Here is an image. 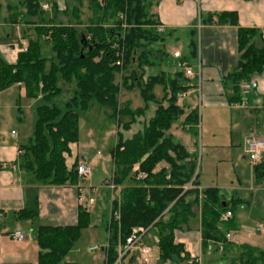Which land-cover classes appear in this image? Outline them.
Segmentation results:
<instances>
[{
	"label": "trees",
	"instance_id": "16d2710c",
	"mask_svg": "<svg viewBox=\"0 0 264 264\" xmlns=\"http://www.w3.org/2000/svg\"><path fill=\"white\" fill-rule=\"evenodd\" d=\"M72 1L76 4L71 10L75 24L53 23L36 28L38 34L51 44L54 57H44L40 41L31 40L27 50L19 54L16 64L0 61V92L22 85L27 97L36 101L34 134L29 145L24 147L22 168L33 177V185L76 184L79 181L78 166L68 170L66 155L70 145L79 140V113L95 101L107 110L108 118L117 125L116 142L111 150L114 166L111 182L122 188L120 198L112 201V208L119 210L120 219L107 223L109 238L105 264H116L119 248L125 246L137 228L149 229V233L158 238L160 264H188L189 257L183 256L184 247L175 242V232L189 228L196 215L194 209H200L204 247L209 242L222 243L226 252L233 251L234 246L221 230L223 225L229 229V220L223 221L222 217L230 209L233 212V205L217 188H198L199 175H196L193 155L170 134L173 126L182 119L183 125L197 134L194 130L199 124L197 110L186 114L179 106L178 95L191 88L187 78L178 70L174 75L161 71L145 79L146 68L157 67L168 58L164 49L157 46H164L167 34L157 30L160 22L152 13L156 0ZM85 1L92 16L85 32L81 33L79 27L84 25L81 16ZM7 8L11 23H17L22 15L27 24L32 20L46 24L39 0H19L16 4H8ZM207 22L238 26V14H211ZM196 35L195 30L191 31L190 52L182 55L190 66L197 58ZM138 52V70H130ZM238 53L237 67L224 80V85L233 90L232 104H241L243 83L264 73V32L239 28ZM154 55L159 58H153ZM121 59L123 70L128 72L123 76L122 85L131 90L139 88L145 104L143 108L133 110L128 103L119 105L120 86L115 82V75L121 71L117 65ZM47 65H50L49 70ZM60 79L76 82L73 98L63 107L53 103L62 94ZM157 86H162L164 93L161 102L155 94ZM151 103L158 105L154 117L142 132L125 139L123 133L131 130ZM257 169L263 177L264 162ZM140 172L146 175L145 179L137 178ZM26 201L27 214L34 220L38 214L36 188L26 189ZM89 225L90 214L80 208L75 226L39 227V264H67L64 258ZM243 250L233 263L264 264V253L250 248Z\"/></svg>",
	"mask_w": 264,
	"mask_h": 264
},
{
	"label": "crops",
	"instance_id": "0c3cea01",
	"mask_svg": "<svg viewBox=\"0 0 264 264\" xmlns=\"http://www.w3.org/2000/svg\"><path fill=\"white\" fill-rule=\"evenodd\" d=\"M18 1L0 0V41L6 40L7 43H11L13 29L22 33V29L29 31L35 30L39 26L62 23L64 17L66 19L67 15H71L70 9L72 10L73 5L72 0L70 3H68L69 0H53L52 4H48L52 9V14L46 19L45 25L36 24L37 20L27 24L22 15L17 23H11L7 5L16 4ZM54 5L55 8H53ZM223 12L237 13L238 26H220L207 22L211 14ZM152 13L156 15L160 26L163 27V34H167L164 43L170 42L173 45L172 50H176L182 55L190 52L191 31L197 32L198 30L200 51L199 57L193 61L192 67L196 71L197 66L200 65L202 71L200 98L194 88L195 80L187 79V85L191 88L187 92L188 96L182 103L183 105L179 103V106L183 107L187 114L200 104L203 111L202 123L206 122L208 130H211L212 127L215 128L214 130H223L225 127L229 130L230 139L228 142H223L218 137L223 136L222 134L214 133L210 137L209 144L212 147L219 148L221 146L234 156L236 154L234 149L239 150L240 146L242 149L244 148L246 137L252 136L264 140V73L252 79L257 82L258 86L246 95L243 105L231 103L234 99L233 90L224 85V80L239 62V28L264 32V0H156ZM215 20L216 17H214ZM22 45L24 49L21 51L15 50L14 45L1 46L0 42V61L16 64L19 54L27 50L28 41L24 39ZM162 49L165 51L164 46ZM165 52L168 54V59H164L162 65L167 66L168 71L164 68L161 71L174 75L178 71L177 60L173 58L172 51ZM155 94L158 99L156 89ZM163 95L162 90V97L158 99L160 102ZM31 101L22 85H16L0 92V264H39L38 228L75 226L78 223L80 208L86 210L85 207L90 206L84 199V188L79 185V181L66 186L33 185V177L22 168L24 147L29 145L33 137L37 119L36 104L35 101L34 103ZM157 106L155 103L149 104L145 114L151 113V115L146 122L144 120L146 115L140 117L145 126L154 117ZM189 129V126H184V131L187 130L188 133H191ZM135 134L128 139H131ZM171 135L176 137L191 154L194 153L193 139L185 136V132L183 135ZM76 144L70 145V152L66 155L68 170H71L75 165L86 164V161L79 160L78 154L74 150ZM210 154L207 155V159H210ZM236 157L237 155L232 160H235ZM243 159L246 160L247 157L243 156ZM262 162H264V158ZM252 170L248 173L250 184L246 188L252 193L253 200L247 204L251 217L249 222H252L251 227L243 225L239 220L240 217L235 220V207L246 205V201L240 198L227 200L225 197L226 201L231 206L233 205L234 210L233 212L231 209L229 210L232 212V217L227 223L229 229L223 225L221 230L225 237L229 233L234 236L233 240L229 241L234 246V250L226 252L222 243L213 242H209L204 247L200 209H194L196 215L190 221L189 228L184 227L175 232V242L184 247L185 254L183 256L189 257L188 264H190V259L197 260L198 264H215V261H221L224 264H238L237 262L233 263V259L239 256L245 248L264 253V176L260 177L258 169L254 165ZM110 182H107V185ZM29 187L36 188L37 192L38 214L34 220L27 214L26 189ZM198 188L200 190L217 188L220 191L226 189L221 186L202 185L201 180H199ZM235 188L240 191L244 189L241 180L238 181V186ZM235 188L232 187V189ZM260 193H262L261 196H259ZM111 198L115 199L114 193ZM117 198H120V194ZM258 198L261 203L259 210L255 208ZM16 232H21L25 236L23 241L19 242L13 237ZM150 238L158 243V238L153 233ZM143 248H148L151 251L148 263L142 253ZM120 249L121 247L119 251ZM127 255L129 256V254ZM130 258L132 262L136 261L138 264H152L154 260V263H159L158 255L153 254L148 241L140 249L133 250Z\"/></svg>",
	"mask_w": 264,
	"mask_h": 264
},
{
	"label": "rangeland",
	"instance_id": "374dc122",
	"mask_svg": "<svg viewBox=\"0 0 264 264\" xmlns=\"http://www.w3.org/2000/svg\"><path fill=\"white\" fill-rule=\"evenodd\" d=\"M3 2V1H2ZM53 0H39L41 7L45 4H52ZM70 3V0L69 2ZM73 5L76 6L75 2ZM72 5V6H73ZM71 8V7H69ZM73 9V7H72ZM22 13L25 14L24 10H21ZM44 18L47 19L50 14H52V9L43 10ZM70 9V13H71ZM43 15V14H42ZM92 16L91 11L88 9L87 1L84 2L82 8V16L81 20L83 25L79 27V31L81 33L85 32V27L88 25V20ZM67 18L62 19V24H75V20L71 17V15H67ZM33 21V20H32ZM36 23V24H41ZM35 24V23H34ZM111 23H109L110 25ZM22 33H19L18 30H12V39L10 40L11 43H7L6 40H2L1 46L6 45H14L15 50H23L24 46L22 45V41L25 39L26 41L31 40H39L40 44L42 45V54L46 58L54 57V52L52 49L51 44H49L45 38L38 34L36 28L27 31V29H22ZM196 44H197V59L199 53V35L197 30V35L195 37ZM158 48L161 50V45ZM173 45L170 42H166L164 44L165 51L169 52L172 51L176 52V50H172ZM156 47V49H158ZM138 53L134 56V61L130 67V70L137 71V57ZM159 58V56H153V58ZM166 58L165 60H167ZM121 66V71L115 75V82L120 86V92L118 95V102L119 105L122 107L125 104H129L130 107L135 110L136 108H143L144 101L141 97L140 90L138 87L134 89H126L122 85L123 76L128 74L127 71L123 70V59ZM161 65H158L154 68H146L145 69V79L149 75H156L161 72V70L168 71L167 66L162 65L163 61L160 62ZM47 69L49 70L50 65H47ZM161 67V68H160ZM164 68V69H163ZM141 74V71L139 72ZM181 82H184L182 80ZM59 87L62 89V94L56 98L53 103L57 106L63 107L65 103L69 102L73 96L76 89V82L72 81H65L60 79ZM159 88H155L157 90L158 99L162 97V86H157ZM185 99H181L179 103L183 105ZM31 103H34L32 100ZM36 104V101H35ZM198 117H199V124L194 129L197 134L193 132L188 133L187 130L184 131V122L183 119L176 123L173 128L170 130V134L176 135H183L185 132L187 137H191L193 139L194 144V153L192 154L195 162H196V175H199V180H201L202 185H209V186H221L225 187L226 189L222 191L223 195L226 197L227 200L232 198L235 199H243L246 201V205H239L235 207V220L239 219L243 225H248L251 227L252 222L251 217L249 216V207L247 206L248 203H251L252 200V193L247 191V187L249 186L250 182L248 181V173L250 170L253 171L254 167H258L259 164H252L249 158L246 156L244 149L239 147V150H233L237 157L235 160H232L234 156L232 153L221 146L212 147L210 145L209 140L212 134H222L223 136H218L220 139L226 142L230 139L229 130L225 127L223 130L211 128L208 130V126L206 122L202 123V107L200 104L196 107ZM109 112V111H108ZM146 115V114H145ZM151 113H147L145 116V122L149 118ZM145 127V123H143L142 119L137 118L135 124L131 127L130 132H124L125 139L130 138L133 134L137 132H142ZM228 130V132L226 131ZM117 125L116 122L112 119L108 118L107 110L101 107L95 101L91 102L90 107L86 111H82L79 113V140L74 147V150L78 154V158L80 161H86V164L91 166L93 169L92 174L85 178H79V185L84 188V199L88 201L89 199H93L94 203L92 206H86V211L90 214V225L88 228L82 230L81 236L79 240L75 243L72 250L66 255L64 258V262L67 264H105L106 263V250L105 247L108 243V232H107V222L109 218L110 208H111V195L112 192L109 189L107 182H110L113 177V159L111 156V150L115 146L116 142V134H117ZM215 131V132H214ZM183 132V133H182ZM222 137V138H221ZM235 137V136H234ZM176 138V137H175ZM236 139V138H235ZM221 141V140H220ZM181 142H183L181 140ZM226 146V145H225ZM224 147V146H223ZM218 148V150H217ZM217 150V151H215ZM211 153V154H210ZM210 154V159H207V155ZM240 155V158H239ZM233 156V157H232ZM243 156H246L247 159L244 160ZM165 166V165H164ZM242 181L243 190H237L238 181ZM234 187L235 189H232ZM121 187H118L114 192V198L117 199L118 194L121 191ZM262 193L259 194L261 196ZM254 205V204H252ZM253 207V206H252ZM261 207V203L259 198L256 201L255 208L259 210ZM262 209V208H261ZM237 223V221H236ZM151 233L148 234L145 239L143 238L140 243H138L135 248H141L144 246L145 243L151 244V249L155 256L158 255V248L157 243L152 241L150 238ZM98 247L99 249L95 251H91V248ZM133 250L129 253L122 260L121 264H138L136 261L132 262L130 258ZM154 260V259H153ZM155 261V260H154ZM152 262V264H157ZM160 264V263H158ZM165 264H172V263H165ZM215 264H224L221 261H215Z\"/></svg>",
	"mask_w": 264,
	"mask_h": 264
},
{
	"label": "built area",
	"instance_id": "2783aa9c",
	"mask_svg": "<svg viewBox=\"0 0 264 264\" xmlns=\"http://www.w3.org/2000/svg\"><path fill=\"white\" fill-rule=\"evenodd\" d=\"M50 9V5L46 4L42 6V10H49ZM158 32L159 33H163V27L159 26L158 27ZM173 58L177 60L176 62V68L183 72V74L185 75V77L187 79H192L195 80V84H194V88L196 89L199 98H200V93H201V84H202V71L200 68V65L197 66L196 71L194 70V68L190 65H188V63L186 61L183 60V56L180 52H174L173 54ZM122 64V60H119L117 62L118 66H121ZM258 86L257 82L252 80L249 83H243L241 85V91H242V102L241 105H243L245 103V98L246 95L253 89H256ZM188 94L186 93H182L178 95V99L179 101L181 99H185L187 98ZM244 152L246 154V156L249 158V160L253 163V164H260L264 158V140L262 139H258L255 137H246L244 139ZM93 169L91 168V166L87 165V164H82L79 165L77 167V172H78V176L79 178H85L88 177L92 174ZM138 179H145L146 175L144 173H139ZM109 189L111 190L112 193H114L116 191V189L118 187L115 186V184L113 182H110L108 185ZM115 200L113 198H111V208H110V213H109V222L111 220H119L120 219V213L119 210H114L112 208V201ZM94 203L93 199H89L88 200V205H92ZM232 217V213L230 211H228L226 214L223 215L222 220L223 221H228L230 218ZM149 233V229H145V228H137L134 229L131 236L126 240L125 246L123 248L120 249L119 251V259L116 262V264H120L121 261L124 259V257L131 252V250H133L135 248V246L140 243L142 241V239ZM13 237L21 242L24 240L25 236L21 233V232H16ZM234 238V236L232 234H227L226 235V239L228 241H232ZM99 249L98 247H94L91 248V250L95 251ZM106 249V253H107V249L108 246L105 248ZM142 253L145 255L146 257V262L148 263V256L150 255L151 251L148 248H143L142 249ZM190 264H198L197 260L194 259H190Z\"/></svg>",
	"mask_w": 264,
	"mask_h": 264
}]
</instances>
